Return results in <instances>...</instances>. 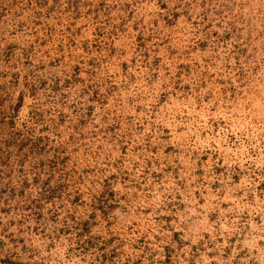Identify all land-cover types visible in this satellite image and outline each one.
<instances>
[{
  "label": "rangeland",
  "instance_id": "obj_1",
  "mask_svg": "<svg viewBox=\"0 0 264 264\" xmlns=\"http://www.w3.org/2000/svg\"><path fill=\"white\" fill-rule=\"evenodd\" d=\"M0 264H264V0H0Z\"/></svg>",
  "mask_w": 264,
  "mask_h": 264
}]
</instances>
